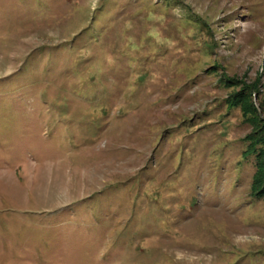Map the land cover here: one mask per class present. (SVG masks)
<instances>
[{
	"label": "rangeland",
	"instance_id": "1",
	"mask_svg": "<svg viewBox=\"0 0 264 264\" xmlns=\"http://www.w3.org/2000/svg\"><path fill=\"white\" fill-rule=\"evenodd\" d=\"M263 146L264 0H0V264H264Z\"/></svg>",
	"mask_w": 264,
	"mask_h": 264
},
{
	"label": "trees",
	"instance_id": "2",
	"mask_svg": "<svg viewBox=\"0 0 264 264\" xmlns=\"http://www.w3.org/2000/svg\"><path fill=\"white\" fill-rule=\"evenodd\" d=\"M255 145V144H254ZM254 150H256V147L254 148ZM257 152V151H256ZM260 155V162H259V166L261 167L262 166V164L264 165V146H263V148H260L259 149V152H258V156ZM260 172V171H259ZM259 174V173H258ZM264 181V178H262V177H260V178H258L257 179V182L259 183V184H261L262 182ZM258 184V185H259ZM263 185H264V183H263Z\"/></svg>",
	"mask_w": 264,
	"mask_h": 264
}]
</instances>
